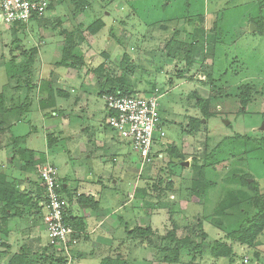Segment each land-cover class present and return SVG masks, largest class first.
Wrapping results in <instances>:
<instances>
[{"label": "rangeland", "instance_id": "obj_1", "mask_svg": "<svg viewBox=\"0 0 264 264\" xmlns=\"http://www.w3.org/2000/svg\"><path fill=\"white\" fill-rule=\"evenodd\" d=\"M56 8L63 15H84V28L109 20L116 22L117 37L126 38L122 36L128 30L134 34L136 41L131 43L146 53L138 52L132 74L126 70L132 63L117 55L107 74L122 81L128 75L145 96L157 95L165 120V144L156 142L151 163L142 166V157L133 154L137 169L132 181L138 184L147 173L152 185V234L144 238L132 234L122 246L118 264H264V231L253 245L230 235L264 203V0H57ZM205 14L219 20L200 21ZM182 15L186 21L177 18ZM9 25L0 23V29L6 30L2 39L12 43L0 48L2 112H36L35 48L31 43L21 46L27 37L22 31L13 33ZM25 25L19 24V29L28 31ZM59 26L56 23L54 29L63 27ZM165 57L179 67L172 66L173 84L163 73L170 71L163 65ZM89 93V110L103 112L104 100L92 90ZM243 94L247 95L245 103ZM27 116L17 130L31 129V117L36 124L34 114ZM173 141L180 145L177 150L188 165L170 163L168 147ZM162 152L167 154L159 158ZM201 167L206 168L210 187L199 196L198 206L189 203L192 207L183 210L179 204L193 200ZM227 190L238 202L220 211ZM216 218L221 221L219 227ZM172 232L176 240L190 242L181 248L176 263L164 260L165 250L176 244L168 238ZM216 241L231 247L228 256H212ZM199 245L203 248L196 250Z\"/></svg>", "mask_w": 264, "mask_h": 264}, {"label": "crops", "instance_id": "obj_2", "mask_svg": "<svg viewBox=\"0 0 264 264\" xmlns=\"http://www.w3.org/2000/svg\"><path fill=\"white\" fill-rule=\"evenodd\" d=\"M56 5L57 1L44 17L27 23L28 31L20 30L19 25L14 26L17 31L12 25L8 28L13 33L22 31L27 37L21 46L31 43L30 47L35 48L38 104L36 112H0V181L5 185L0 186V264H8L22 250L30 254L35 264H50L48 256L53 252L43 217L45 187L38 174L39 166L45 163L58 170L61 193L68 201L67 219L76 230L71 239L69 264H118L122 246L133 237L130 231L136 226L152 225V185L147 173L138 184L132 181L137 164L131 142L108 125L105 103L103 112L89 110V90L101 99L107 85L145 95L128 75L136 66L137 54L146 51L131 43L136 38L129 30L122 36L126 38L117 37L116 22L102 20L103 27L92 33L87 25L82 27L84 15H63ZM177 18L186 21L184 15ZM203 20L219 19L205 14L200 19ZM56 23L63 27L54 29ZM110 29L113 31L109 34ZM2 31L6 30L0 29V48L3 45L9 48L12 43L2 39ZM105 46L113 48L104 49ZM66 48L69 54L63 59ZM116 55L132 63L126 67L129 73L123 81L107 74ZM170 60V57L163 60V65L170 70L163 73L173 84L176 72L172 73V66L179 67ZM109 78L112 79L106 85ZM152 86L154 90L157 88ZM58 106L60 109L56 111ZM46 109L53 112H43ZM30 113L35 115L36 124L31 117V129L17 130ZM170 143L180 148L174 141ZM165 154L159 153L158 157ZM179 155L170 157L173 166L185 165ZM7 185L20 194L11 196L14 205L10 208L6 201L9 197L5 199L2 190ZM189 203L198 206L193 200H182L179 206L189 209L192 207Z\"/></svg>", "mask_w": 264, "mask_h": 264}, {"label": "built area", "instance_id": "obj_3", "mask_svg": "<svg viewBox=\"0 0 264 264\" xmlns=\"http://www.w3.org/2000/svg\"><path fill=\"white\" fill-rule=\"evenodd\" d=\"M57 0H0V21L10 25L27 24L44 17ZM107 112V123L123 139L129 140L133 150L142 157V166L152 161L156 142L164 138L157 95L109 94L102 95ZM162 158V155H159ZM38 174L45 187L44 223L48 230L50 247L65 264L72 260L71 239L76 230L67 219L68 201L62 196L57 168L45 163Z\"/></svg>", "mask_w": 264, "mask_h": 264}, {"label": "trees", "instance_id": "obj_4", "mask_svg": "<svg viewBox=\"0 0 264 264\" xmlns=\"http://www.w3.org/2000/svg\"><path fill=\"white\" fill-rule=\"evenodd\" d=\"M101 27H103V21L102 20H97L95 22H93L88 28L92 33H95L96 31H98ZM69 54V51L67 50V48L64 51V58H67ZM188 63H191V60H188ZM112 78H109L106 81V85L108 83V81H111ZM113 81V80H112ZM108 87L107 90H105L103 94L105 93H113V94H120V95H126V94H132V91L126 89V90H116L115 88H110L108 85L106 86ZM110 88V89H109ZM246 94H243V103L246 102ZM3 96L2 94H0V112H2L4 110V104H3ZM198 119H194L193 121H196ZM169 150V154L170 157H179L180 153L178 152L176 146L174 144H171V146L168 147ZM208 158V157H206ZM170 163L173 165L174 163L172 162L171 158H170ZM175 165V164H174ZM205 169L204 167H201L200 169V179L199 181H195L194 186H193V200L197 202V200L201 199L199 196L200 195H204L206 191H208V188L210 187V183L211 181H206L205 179ZM209 172V170H208ZM245 177H243L244 179ZM244 183L251 185L247 179H244ZM3 183L0 181V186ZM4 185V184H3ZM5 186V185H4ZM3 192H5V196L4 198L7 199L9 197V200H6L8 202L7 207H11L14 205V203H12L11 201V196H19V192L14 189V188H10L7 185V187H4ZM233 193L229 190H227L226 195L227 198H225L226 200H224L222 202V206L220 208V211H223L225 207H228L229 205H234L238 202L237 198H235V196H231ZM230 195V196H229ZM3 197V196H2ZM259 206V205H258ZM257 214L250 220H247L246 223H243L240 228H238L236 231H233L230 233L231 237L233 238V240H238L239 242H243L246 243L248 245H253L254 244V240L255 238H257V236L259 234H261L264 231V203H262V205L258 208V210H256ZM69 221V220H68ZM215 223L216 226L218 224L217 227H219V224L221 225V221L220 219L216 218L215 219ZM71 224V223H70ZM72 225V224H71ZM73 226V225H72ZM74 227V226H73ZM131 235L133 234V236L139 237V238H144L147 236H150L152 234V229L151 227H135L130 231ZM230 237V238H231ZM168 238H170L172 241H174L176 244L173 247L167 248L166 251V255L164 257V260L166 262L169 263H176L179 261V256L181 253V248H183V246H188V244L190 245L189 240H176L175 238V232H172ZM203 248L202 246H197V249ZM231 247L226 246V244L222 241H216L213 246L211 247V254L213 257H226L230 254L231 252ZM49 260H50V264H65V259L62 256H56V254L52 253L49 254ZM8 264H35L34 261L32 260V258L29 256V254L22 250L18 253H16L12 259L10 260V262Z\"/></svg>", "mask_w": 264, "mask_h": 264}, {"label": "water", "instance_id": "obj_5", "mask_svg": "<svg viewBox=\"0 0 264 264\" xmlns=\"http://www.w3.org/2000/svg\"><path fill=\"white\" fill-rule=\"evenodd\" d=\"M174 160H177V159L175 158ZM188 163H189V162H187V161H186V162H184V164H185V165H188Z\"/></svg>", "mask_w": 264, "mask_h": 264}]
</instances>
